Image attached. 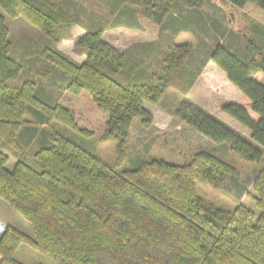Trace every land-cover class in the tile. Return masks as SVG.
I'll return each instance as SVG.
<instances>
[{"label": "trees", "instance_id": "16d2710c", "mask_svg": "<svg viewBox=\"0 0 264 264\" xmlns=\"http://www.w3.org/2000/svg\"><path fill=\"white\" fill-rule=\"evenodd\" d=\"M96 1L106 8L105 16L87 10L83 0H0L5 14L21 16L41 31L36 39L20 35L30 57L14 58L0 13V197L32 230L29 236L3 226L0 264H23L14 258L22 242L60 264H264V82L253 76L264 75L263 45L242 34L241 57L216 36L203 48L156 39L117 49L103 38L105 29H140V16L156 23L160 34L166 28L196 35L214 28L224 36L225 29L212 18L208 24L205 0ZM226 1L238 7L253 2L264 10V0ZM74 24L84 29L74 44L84 55L81 61L57 45ZM23 59L32 63L34 78L9 84L23 70ZM208 61L248 98L255 117L237 101L220 108L248 128L256 145L189 99L178 102L173 114L209 139L227 142L245 161L260 163L251 183L257 217L242 202L227 210L197 195L196 181L219 186L236 172L206 149L191 151L183 163L137 155L132 168H117L133 118L152 123L144 102L158 103L171 87L186 92ZM58 70L64 76L60 84ZM65 92H86L106 114L99 138L115 141V162L51 129L57 121L83 132L60 102ZM5 146H29L31 157H18L9 169Z\"/></svg>", "mask_w": 264, "mask_h": 264}, {"label": "rangeland", "instance_id": "374dc122", "mask_svg": "<svg viewBox=\"0 0 264 264\" xmlns=\"http://www.w3.org/2000/svg\"><path fill=\"white\" fill-rule=\"evenodd\" d=\"M83 3L87 10H92L102 16L106 15V8L98 1L83 0ZM0 13L4 16L5 24L9 29V55L14 58L30 57V53L24 48L22 39L19 40V36L24 34L36 39L41 34L40 29L21 16H8L1 9ZM202 13L208 24L212 18L225 29L224 36H219L214 28L197 35L186 31L173 33L172 29L166 28L160 34L159 26L156 23L140 16L138 18L141 24L140 29H131L124 26L107 27L103 33V38L117 49H122L132 42L156 39H161L164 43L172 41L186 42L203 48L216 36L219 41L227 39L229 50L236 56L241 57L239 36L247 34L257 38L264 47V10L255 3L247 2L244 6L238 7L226 0H205ZM68 33L70 36L62 37L57 45L74 59H83L84 55L79 54L74 44L79 35L84 33V29L74 24L68 29ZM62 35L66 34L63 32ZM23 60L25 61L23 70L16 78L9 80V84L17 85L25 79L34 78L33 72L29 68L32 63L29 60ZM55 72L57 73L55 75L56 83H62L64 79L62 70ZM253 76L264 82V75L261 71H257ZM183 99H189L200 105L225 126L256 145L250 138L248 128L220 108L227 101H237L248 109L252 117H255L250 110L248 98L227 79L221 68L212 61H208L192 87L186 92L171 87L165 91L158 103L144 102V106L152 113V123L145 125L140 117L133 118L125 148V156L117 168H132L134 166L132 159L137 155L145 158L163 159L173 163H183L187 160L191 151L198 148L206 149L233 165L236 172L226 176L219 186L196 181L195 190L197 195L207 203L227 210L233 209L239 202H242L252 209L255 217H257L259 208L251 196L253 193L251 183L260 163L245 161L230 149L227 142H215L176 117L173 111L177 103ZM60 102L73 112L78 126L83 129V132L71 129L57 121L50 126L51 129L73 139L105 162L110 164L115 162L117 157L115 141L100 140L99 138L105 128L106 114L95 108L90 96L86 92L79 94L65 92L62 94ZM30 150L29 146L17 149L5 146L4 152L9 157L6 167L11 169L18 157L28 160L31 157ZM6 224H11L29 236L32 235L28 221L17 213L4 198L0 197V232ZM14 258L23 264H60L52 257L36 250L25 242L20 243L16 248Z\"/></svg>", "mask_w": 264, "mask_h": 264}, {"label": "crops", "instance_id": "0c3cea01", "mask_svg": "<svg viewBox=\"0 0 264 264\" xmlns=\"http://www.w3.org/2000/svg\"><path fill=\"white\" fill-rule=\"evenodd\" d=\"M82 34H83V33H81L80 35H82ZM80 35H79V36H80ZM58 47H59V46H58ZM60 49H61V48H60ZM67 54H68V53H67ZM70 56H71V55H70ZM71 57H72V56H71ZM73 58H74V57H73ZM76 60H77V59H76ZM81 60H83V59H81ZM81 60H78V61H81ZM149 111H150V110H149ZM151 114H152V113H151Z\"/></svg>", "mask_w": 264, "mask_h": 264}]
</instances>
